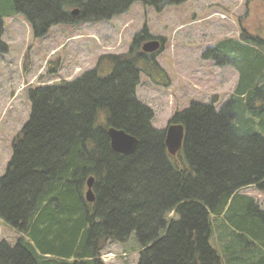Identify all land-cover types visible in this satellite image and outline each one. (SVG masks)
<instances>
[{
  "label": "trees",
  "instance_id": "16d2710c",
  "mask_svg": "<svg viewBox=\"0 0 264 264\" xmlns=\"http://www.w3.org/2000/svg\"><path fill=\"white\" fill-rule=\"evenodd\" d=\"M186 1L0 0V56L9 51L4 18L16 14L37 40L60 25L111 22L135 3L160 13ZM156 39L165 44L145 25L127 54L100 56L72 82L28 90L29 120L0 177V219L21 237L0 242V264H103L102 252L133 233L138 264H264V211L240 194L264 192V38L243 30L204 52L240 76L220 106L216 97L193 102L170 120L185 129L177 159L137 98L141 75L162 73L161 51H142ZM111 128L138 139L134 153L111 148Z\"/></svg>",
  "mask_w": 264,
  "mask_h": 264
},
{
  "label": "rangeland",
  "instance_id": "374dc122",
  "mask_svg": "<svg viewBox=\"0 0 264 264\" xmlns=\"http://www.w3.org/2000/svg\"><path fill=\"white\" fill-rule=\"evenodd\" d=\"M129 10L118 21L60 25L37 40L24 15L4 18L2 38L9 51L0 56V177L13 155L12 141L29 120L28 90L72 82L94 68L100 56L127 54L145 25L152 36L165 39L157 58L162 73L142 74L136 90L139 101L152 110L157 130L168 129L174 115L193 102L209 104L216 97L218 107L234 92L237 68L218 66L215 61L225 59L216 53L205 60L208 47L224 38H240L243 30L264 38V0H187L160 13L141 2ZM57 68L59 73L50 75V69ZM251 190L245 192L260 196L255 187ZM20 237L0 219V242L14 245ZM212 244L215 248L214 240ZM140 249L133 233L128 242L113 244L103 253L117 255L108 264H138Z\"/></svg>",
  "mask_w": 264,
  "mask_h": 264
},
{
  "label": "water",
  "instance_id": "95a60500",
  "mask_svg": "<svg viewBox=\"0 0 264 264\" xmlns=\"http://www.w3.org/2000/svg\"><path fill=\"white\" fill-rule=\"evenodd\" d=\"M74 14H79L78 10L74 11ZM160 47V43L156 40L146 42L143 46V51L145 53H154V51L158 50ZM109 138L111 139V148L116 152L122 155H129L135 152L139 141L137 138H133L127 135L124 131H117L114 128H111L108 132ZM185 129L183 125H170L166 130V140L165 145L168 149V154L170 156L176 157L179 152L182 150V145L185 138ZM92 183L93 178H90L88 181V191L86 192L85 198L88 202H93L95 197L92 193Z\"/></svg>",
  "mask_w": 264,
  "mask_h": 264
},
{
  "label": "crops",
  "instance_id": "0c3cea01",
  "mask_svg": "<svg viewBox=\"0 0 264 264\" xmlns=\"http://www.w3.org/2000/svg\"><path fill=\"white\" fill-rule=\"evenodd\" d=\"M261 210L264 211L263 207L261 206Z\"/></svg>",
  "mask_w": 264,
  "mask_h": 264
}]
</instances>
